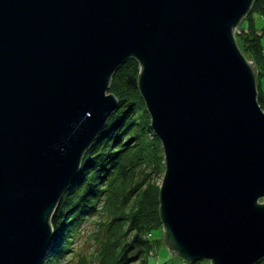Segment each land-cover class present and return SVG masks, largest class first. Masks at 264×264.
Instances as JSON below:
<instances>
[{
  "label": "water",
  "instance_id": "obj_1",
  "mask_svg": "<svg viewBox=\"0 0 264 264\" xmlns=\"http://www.w3.org/2000/svg\"><path fill=\"white\" fill-rule=\"evenodd\" d=\"M253 3L0 0V264L49 257L54 210L118 107L111 78L132 57L164 150L169 252L263 260L264 110L236 40Z\"/></svg>",
  "mask_w": 264,
  "mask_h": 264
},
{
  "label": "trees",
  "instance_id": "obj_2",
  "mask_svg": "<svg viewBox=\"0 0 264 264\" xmlns=\"http://www.w3.org/2000/svg\"><path fill=\"white\" fill-rule=\"evenodd\" d=\"M255 11L264 13V0H254L246 15L251 32L247 36L236 34V40L240 49L242 42L253 45L254 61L262 77V34H258L251 16ZM139 72L140 63L132 57L112 75L108 92L118 98V107L85 152L77 177L54 210L50 220L53 245L43 264H63L71 251L72 240L86 219L94 215L103 218L99 224L104 232L96 250L97 264H131L136 260L131 256L134 250L131 235L135 234V238L149 246L146 236L150 229L163 226L158 194L166 168L165 156L139 91ZM263 99L264 95L262 100L258 98L260 105ZM75 264H95V261L82 257ZM254 264H264V258Z\"/></svg>",
  "mask_w": 264,
  "mask_h": 264
},
{
  "label": "rangeland",
  "instance_id": "obj_3",
  "mask_svg": "<svg viewBox=\"0 0 264 264\" xmlns=\"http://www.w3.org/2000/svg\"><path fill=\"white\" fill-rule=\"evenodd\" d=\"M253 17V21L255 22V27L258 30V34H262L260 37L261 46L264 53V13L261 12H253L251 14ZM250 21L249 17L243 19L236 30L237 35L243 34V36H247L250 29ZM242 52L246 55V57L250 60L254 61V53L253 45L249 41L242 42ZM252 57V58H251ZM255 62V61H254ZM255 64V63H254ZM258 69V68H257ZM257 84L258 85V98L260 97L262 100V95H264V76L258 75ZM261 93V96H260ZM262 106L264 110V99L262 101ZM162 182V181H161ZM161 185V184H160ZM264 198L260 199V202H263ZM103 218H100V215H94L86 219L85 223L81 226L76 237L72 240V244H70L71 251L67 254L66 258L63 260V264H75L82 257H86L88 260H94L95 264H97L96 257L98 252L96 250L99 249L101 239L104 235L102 231L100 221ZM136 235L132 234L130 239L131 244L134 246V250L131 253L132 257H136V260L131 264H189L190 262L185 261L179 257L173 256L164 243L165 239V231L163 226L156 225V227H152L150 232L146 236L147 241H149V246H145L144 242L141 239L135 238ZM146 241V240H145ZM201 264H211L210 261L202 260Z\"/></svg>",
  "mask_w": 264,
  "mask_h": 264
}]
</instances>
